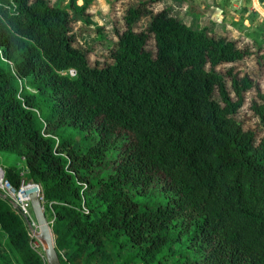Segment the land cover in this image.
Masks as SVG:
<instances>
[{"label": "trees", "instance_id": "obj_1", "mask_svg": "<svg viewBox=\"0 0 264 264\" xmlns=\"http://www.w3.org/2000/svg\"><path fill=\"white\" fill-rule=\"evenodd\" d=\"M157 1L125 9L98 68L72 45L67 8L0 0V154L14 156L3 176L38 186L60 264L104 251L112 264H264V135L236 119L253 89L264 127V93L216 70L249 49L150 13ZM32 241L0 200V264H46Z\"/></svg>", "mask_w": 264, "mask_h": 264}, {"label": "rangeland", "instance_id": "obj_2", "mask_svg": "<svg viewBox=\"0 0 264 264\" xmlns=\"http://www.w3.org/2000/svg\"><path fill=\"white\" fill-rule=\"evenodd\" d=\"M146 0H74L76 10L83 4L87 5L83 15L74 12L68 7V0H50V4L67 8L71 17L70 33L73 36L72 45L85 54L91 67H102L109 59V50L116 41L115 30H123L122 16L128 6ZM264 2L259 0H159L147 6L150 13L162 8H167L169 13L183 22L190 29L205 28L209 36L225 37L236 43L237 46L249 49V56L230 65H221L218 71H225L231 67L238 76L246 75L253 85L258 86L264 93ZM147 17H142L135 28L145 25ZM71 77L68 70L62 72ZM229 89V80L226 79ZM212 98L218 101V96L213 93ZM254 98V90L245 93L244 103L237 111L236 119L244 129H251L259 136L264 135V127L248 110V104ZM87 142L77 138V145H86ZM14 159L13 155L0 154V175L3 167L9 165ZM21 161L17 167H21ZM33 184L21 175L20 186ZM159 201H163L160 200ZM42 205V203H41ZM47 223L52 222L50 209L44 211ZM25 229L33 239L31 247L42 254L41 245L33 237L37 231L36 223L29 208V218L23 220ZM36 230V231H35ZM183 260L193 257L192 252H186ZM86 256L70 259L68 264H112L115 257L107 252L86 263Z\"/></svg>", "mask_w": 264, "mask_h": 264}, {"label": "water", "instance_id": "obj_3", "mask_svg": "<svg viewBox=\"0 0 264 264\" xmlns=\"http://www.w3.org/2000/svg\"><path fill=\"white\" fill-rule=\"evenodd\" d=\"M35 188V185H33ZM29 205L32 216L37 226L33 237L39 242L46 264H60L55 250L54 236L46 221L43 208L38 198V193L29 195Z\"/></svg>", "mask_w": 264, "mask_h": 264}, {"label": "built area", "instance_id": "obj_4", "mask_svg": "<svg viewBox=\"0 0 264 264\" xmlns=\"http://www.w3.org/2000/svg\"><path fill=\"white\" fill-rule=\"evenodd\" d=\"M68 72L73 76L74 72L72 70H68ZM35 189L39 193L37 185H35ZM0 200L6 203L9 209L22 220L27 221L30 205L29 194L26 192L24 186L19 185L18 187H14L3 175H0Z\"/></svg>", "mask_w": 264, "mask_h": 264}, {"label": "bare ground", "instance_id": "obj_5", "mask_svg": "<svg viewBox=\"0 0 264 264\" xmlns=\"http://www.w3.org/2000/svg\"><path fill=\"white\" fill-rule=\"evenodd\" d=\"M24 188L26 190V192L31 195L34 193H38L37 190L34 188L33 184H28V185H24ZM42 206V205H41ZM43 208V207H42ZM44 209V208H43ZM44 212V211H43ZM35 229H37V227H34ZM36 231V230H35Z\"/></svg>", "mask_w": 264, "mask_h": 264}]
</instances>
